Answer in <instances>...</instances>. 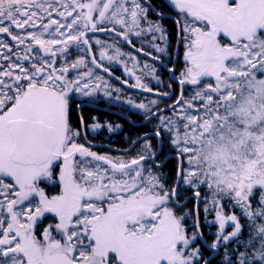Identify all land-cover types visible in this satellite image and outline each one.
<instances>
[{"label":"snow or ice","instance_id":"obj_1","mask_svg":"<svg viewBox=\"0 0 264 264\" xmlns=\"http://www.w3.org/2000/svg\"><path fill=\"white\" fill-rule=\"evenodd\" d=\"M165 3L183 49L168 104L172 83L154 90L137 55H171L172 17L151 0H0V264H213L205 248L223 251L216 264H264V0ZM105 60L159 98H123L152 127L115 156L88 137L122 125L83 114L101 93L122 100Z\"/></svg>","mask_w":264,"mask_h":264},{"label":"trees","instance_id":"obj_2","mask_svg":"<svg viewBox=\"0 0 264 264\" xmlns=\"http://www.w3.org/2000/svg\"><path fill=\"white\" fill-rule=\"evenodd\" d=\"M151 3L155 6L157 11H162L164 13L170 14L172 18L165 19L161 21L169 31V40L172 41V46L169 48V56L166 53H155L152 49H147L148 51H152L153 55H157L161 57V60L153 61L150 57L144 56L142 54L137 53L138 58L143 64L147 62L149 64H153L157 69V74L160 76L161 81L163 83L158 84L156 80H152L149 77H145V82L149 83L151 87L155 89H159L161 91H168L166 85L170 83L169 77L171 73L166 71L167 68L175 67L177 69V75L179 74V70L182 67V52L183 49L176 43L177 35H176V26L173 22L174 13L172 12L171 8L165 3V0H151ZM150 16L153 20L156 19L155 14L150 13ZM18 31V30H17ZM100 39L107 40L108 37L103 33L96 34ZM111 42V41H109ZM9 43H14L9 40ZM139 46V45H138ZM23 46H21L22 49ZM122 50L129 52L132 49L127 45H121ZM17 49H14L16 51ZM75 51V50H74ZM98 52V50H97ZM77 58L76 56L71 57V59ZM105 66L110 67L113 70V75L109 76L106 73L100 72L101 75L105 77V79L109 80L110 84L114 88L122 89L121 96L122 100H115L114 97L116 93H113V98H108L103 96V94L98 95V99L96 103L91 104L88 107L83 109V114L86 120L89 122L91 121V117L95 116L99 118L100 122L110 121L115 124L122 125V128L114 133H108L106 129H102L98 134L95 135V139L93 136H89L88 139L92 140L95 147L92 150L97 151L98 153H108L113 156L122 154L123 150L129 148L130 141L128 137L131 139H135L137 135H140L146 131H148L152 124L147 122H143L141 120L142 113L139 110L134 108H130L129 105L123 102V98L131 97L136 103L144 102L147 103L149 99H159L158 97L154 96L152 93L142 92L139 89H130L126 85L122 83V80H128L129 83H134L132 77L127 76L124 72L123 65L112 63L111 65L108 64V61H103ZM129 67H131V62H129ZM137 74L139 70H137ZM116 76L121 77V80L118 81L115 79ZM172 83V88L174 89V94L169 98H164L163 104L171 103L178 95H179V88L174 82ZM163 104L161 106H163ZM166 115H171L170 112H166ZM75 119V117H74ZM155 123V121H153ZM153 145H157V141L154 139L152 141ZM165 147L158 157L159 161H164L166 158L168 162L164 165L162 171L173 177L175 175L174 172V160L168 155L169 153V146L167 144V140L164 141ZM130 155H135V151H132ZM168 185L171 186L173 184V179L168 180ZM182 198L186 201V206L188 209L193 207L195 203L194 199L192 198L191 191L186 189L183 185L180 186L179 189ZM203 195V193H202ZM203 205H201V212H200V219H201V228L204 232V240L207 241L209 244L213 240V233L216 231L215 225H209L207 221H211L214 219L212 214L207 215V220H205V214L202 211ZM227 211V209H226ZM189 223H191V217H189ZM203 243V241L201 242ZM205 254L208 255L209 259L213 260V264H216V261L220 259L223 255V251L220 250L212 255H209V250L204 249ZM215 257V258H214Z\"/></svg>","mask_w":264,"mask_h":264}]
</instances>
